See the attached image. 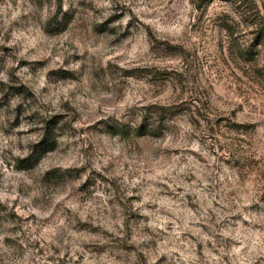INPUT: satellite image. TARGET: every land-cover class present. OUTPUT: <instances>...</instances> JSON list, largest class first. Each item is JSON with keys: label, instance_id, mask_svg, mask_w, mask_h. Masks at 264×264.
I'll use <instances>...</instances> for the list:
<instances>
[{"label": "rangeland", "instance_id": "374dc122", "mask_svg": "<svg viewBox=\"0 0 264 264\" xmlns=\"http://www.w3.org/2000/svg\"><path fill=\"white\" fill-rule=\"evenodd\" d=\"M256 12L0 0V264H264Z\"/></svg>", "mask_w": 264, "mask_h": 264}, {"label": "trees", "instance_id": "16d2710c", "mask_svg": "<svg viewBox=\"0 0 264 264\" xmlns=\"http://www.w3.org/2000/svg\"><path fill=\"white\" fill-rule=\"evenodd\" d=\"M223 1L230 2L232 4H237V3L239 4L240 3V5L243 3V0H223ZM243 6H245V5L243 4L242 7ZM256 13L257 14L255 16L257 17V19L255 20V24L257 25L258 28H260V33H259L260 36L259 37L261 38L258 45H261L262 42L264 41V17H260L259 13L258 12H256ZM137 131L140 132V134L142 136L149 134L148 133L149 131L147 130V127L145 125L139 127ZM53 149H54V145L51 147H46L44 150V153L51 152Z\"/></svg>", "mask_w": 264, "mask_h": 264}]
</instances>
